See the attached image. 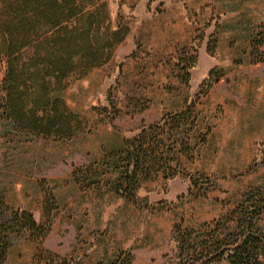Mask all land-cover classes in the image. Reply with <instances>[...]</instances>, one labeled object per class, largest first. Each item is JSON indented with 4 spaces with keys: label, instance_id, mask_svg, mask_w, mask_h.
Returning a JSON list of instances; mask_svg holds the SVG:
<instances>
[{
    "label": "rangeland",
    "instance_id": "1",
    "mask_svg": "<svg viewBox=\"0 0 264 264\" xmlns=\"http://www.w3.org/2000/svg\"><path fill=\"white\" fill-rule=\"evenodd\" d=\"M106 2L112 20L121 16L129 32L108 62L71 78L60 93L82 127L61 140L0 136V182L23 181L27 190L36 184L41 220V187L52 188L55 231L44 246L62 256L91 264L129 249L132 264H177L170 238L175 223L211 221L248 187L264 184V60L252 63L250 55L264 0ZM181 6L193 26L184 36ZM209 40H216L214 52L207 51ZM255 50L253 58L264 59V45ZM191 58L195 63L185 70ZM196 99L201 131H210L193 161L182 158L178 175L143 183L135 203L108 185L80 189L74 182L75 167L99 162L139 127ZM20 239L26 238L12 242Z\"/></svg>",
    "mask_w": 264,
    "mask_h": 264
},
{
    "label": "trees",
    "instance_id": "2",
    "mask_svg": "<svg viewBox=\"0 0 264 264\" xmlns=\"http://www.w3.org/2000/svg\"><path fill=\"white\" fill-rule=\"evenodd\" d=\"M128 32L121 16L112 20L106 0H0V136L25 141L73 137L82 123L60 93L71 78L84 77L108 62ZM215 41H208V52H214ZM250 44L252 63L263 61L262 56L253 58V53L264 45V19ZM186 63L185 70L195 58ZM205 94L200 87L199 96ZM197 101L139 127L123 138L121 149L108 152L99 162L75 167L74 182L80 189L108 185L116 195L135 203L143 183L178 175L182 158L193 161L210 131L207 126L201 131ZM41 189V221L29 210L8 205L0 194V264L15 237L35 243L32 264H82L44 246L57 203L52 188ZM170 238L177 264H264V184L248 187L211 221L197 226L175 223ZM132 261L128 249L110 261L91 264Z\"/></svg>",
    "mask_w": 264,
    "mask_h": 264
},
{
    "label": "crops",
    "instance_id": "3",
    "mask_svg": "<svg viewBox=\"0 0 264 264\" xmlns=\"http://www.w3.org/2000/svg\"><path fill=\"white\" fill-rule=\"evenodd\" d=\"M177 16L180 22V27H178L179 35L184 36L187 33H190V30L193 27L191 24L192 20L183 6L178 8ZM26 188L27 183L19 180L12 183L8 182V184L0 182V194L4 196L8 205L29 210L32 212L35 220L40 221L41 210L37 207L36 203V201L40 198V191L36 184L33 185L31 190H27ZM54 229L55 223H53L52 230L49 235L55 231ZM70 229H72V234L74 235L76 233V229L72 228V226ZM47 239L48 237L44 240V245L46 244ZM34 252V242L27 239L14 241L8 248L4 264H32V256Z\"/></svg>",
    "mask_w": 264,
    "mask_h": 264
}]
</instances>
